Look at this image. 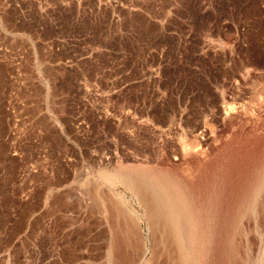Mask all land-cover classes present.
<instances>
[{
  "label": "rangeland",
  "instance_id": "rangeland-1",
  "mask_svg": "<svg viewBox=\"0 0 264 264\" xmlns=\"http://www.w3.org/2000/svg\"><path fill=\"white\" fill-rule=\"evenodd\" d=\"M263 170L264 0H0V264H264ZM152 171L192 201L190 262ZM108 202L141 218L129 263Z\"/></svg>",
  "mask_w": 264,
  "mask_h": 264
},
{
  "label": "bare ground",
  "instance_id": "bare-ground-1",
  "mask_svg": "<svg viewBox=\"0 0 264 264\" xmlns=\"http://www.w3.org/2000/svg\"><path fill=\"white\" fill-rule=\"evenodd\" d=\"M151 173L152 174L150 175V177H152V181L154 180V184H155L154 189L156 188V191L159 193L158 195H160V193H161V195L163 196V198H162V196H161V198L166 203V206L164 208L167 209L166 211L160 210V211H158V214H155V215H157L156 217L158 219V222L162 223V224H166V225H168V224L171 225V231H173V238H172V235H171V238L174 239V241L177 243V245H178L180 251L182 252V255L185 257V259L190 262L195 257L194 251L197 247L196 244L199 241L205 243V241L207 240L206 236L203 237V239L201 238V235H200L201 232L198 228L199 225L197 226V224H199V222L197 220L195 221V218H194V216L197 217V215H193V213H194L192 211L193 205L191 206L192 203H190L192 201H189L190 199H188L186 197V195H185L186 193H184L185 191H183L185 189H182L183 187H181L177 181H175V180H173L167 176H164L165 175L164 173H163L164 174L163 175L162 173H160L158 171H154V172L152 171ZM262 175L264 176V172ZM103 178L105 179V181H107L109 183L121 182V183L125 184V187H127V189H129L131 191V193L135 196L136 200H138L139 203H141L140 207H143L144 208L143 210H145V212H146L145 214H143L144 218L146 219L147 223L150 225V223H151L150 220H152V217L149 216L148 209L151 208L152 199L150 200L147 196L150 195L148 193V190H151V189H149L152 187V186H150L151 182L148 183L146 181L145 182L139 181L140 183L138 182V184H137V182H135V179H133L132 176L124 174V173H120V174L118 173V174H113V175L110 174V175H107ZM250 185H252V184H250ZM259 188H260V185H258V182H256L251 188L249 186L248 189H250V191H249V193L247 192L248 194L245 197L244 202L242 203L243 206H241L242 207V209L240 210L241 213L240 212L238 213V214H240V216H242V215L250 216V213H251V210H252V207L254 204L253 203L254 197L259 192ZM152 191H153V189H152ZM159 198H160V196H159ZM161 198H160V200H161ZM106 199H104V200H106ZM121 199L119 201L122 203ZM158 202H159V200H158ZM107 204H108V210L107 211H109V213H110V214H108V213L107 214L110 215V217H111L110 220H112L109 222H113L112 223L113 228L111 230L113 232H115V236L119 240L117 245L119 247H121V249L124 250V251H122L124 253L123 254V261L126 263H129V254L131 253L129 250L135 249L136 248L135 246H137L136 244H134L135 240H137V239L134 240V238H136L138 235H137V232H136V235L134 234V232H135V230L139 231V229H140L139 221H141V218L134 213H132V214L130 213V215H129L128 214L129 212L125 213V215L126 214L127 215L124 216L123 212L120 209V205L115 204L113 202H108ZM158 209H159V207H158ZM127 216H130V219H128ZM121 218H122V221L120 222ZM129 220H132V222H133L132 226H131ZM122 223H124L123 226H122ZM137 227H138V229H137ZM149 228H151V227H149ZM149 230H151V229H149ZM138 240H139V238H138ZM116 241H114V242H116ZM113 248H115V247H112V250H113ZM128 251L130 253H128ZM116 254H118V252ZM178 261H179V259H178ZM115 263H116V261H115ZM118 263H120V261Z\"/></svg>",
  "mask_w": 264,
  "mask_h": 264
}]
</instances>
